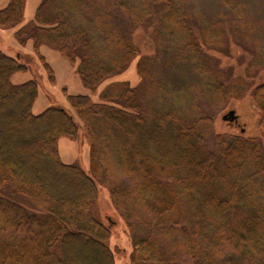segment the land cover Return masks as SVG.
Segmentation results:
<instances>
[{"label": "trees", "instance_id": "16d2710c", "mask_svg": "<svg viewBox=\"0 0 264 264\" xmlns=\"http://www.w3.org/2000/svg\"><path fill=\"white\" fill-rule=\"evenodd\" d=\"M188 1L112 2L134 26L158 10L155 41L171 50L164 76L98 0H41L28 20L29 0L0 9V28L22 48L32 42L50 83L56 73L43 45L91 93L64 89L70 108L52 103L34 113L37 78L12 81L31 61L12 53L16 45L12 55L0 49V264H117L114 215L125 222L130 264H264V81H223L205 49L214 46L207 22L200 39L192 18L200 13ZM221 2L244 12L241 2ZM128 70L138 83L122 76ZM247 94L258 134L248 133L250 122L217 131L202 101L224 107ZM64 137L86 140L87 168L63 160ZM102 187L113 208L107 224L93 213Z\"/></svg>", "mask_w": 264, "mask_h": 264}, {"label": "rangeland", "instance_id": "374dc122", "mask_svg": "<svg viewBox=\"0 0 264 264\" xmlns=\"http://www.w3.org/2000/svg\"><path fill=\"white\" fill-rule=\"evenodd\" d=\"M9 0H0V9L3 8ZM41 0H29L26 8V20L34 17L37 5ZM102 6L112 9L113 14L118 16L119 22L122 25L123 32L131 37L134 42L140 45L141 52L148 54L157 63V72L164 76L168 68L165 65L166 56L171 51L167 44H163L158 48L156 44L155 32L157 27V9H153V15L149 22L140 26H134L133 22L126 13L117 9L112 2L114 0H98ZM244 5V12L238 15L226 7L221 0H189V8L195 9L198 13L192 16L195 20L194 31L203 39L201 32L202 17L207 22L208 29L206 34L211 38L210 49L207 53L213 58L214 69L221 73V77L225 83L231 82L235 78H243L250 83H260L264 81V0H235ZM192 11V9H189ZM193 12V11H192ZM204 23V22H203ZM16 45L12 50L13 54L20 52L25 60L31 61L30 69L27 72H18L13 76L12 81L15 83L24 82L33 77L39 81V96L34 104L33 112H42L52 103H57L70 108L66 98L68 93L73 94H91L90 91L83 85L80 77L69 61L63 57L56 49L43 45L41 50L47 61L52 66L56 73V83L52 84L48 80L45 68L41 62L37 61L36 55L33 52L32 42L22 48L14 36V31L10 29L0 28V49L11 54L9 47ZM177 45L173 46L174 48ZM208 47V46H207ZM135 69V66H133ZM132 67V69H133ZM133 69V70H134ZM131 71V72H130ZM122 76L131 78V83L136 84L140 80L135 75L134 71L128 70ZM93 97H98L94 94ZM202 109L204 112L213 114L214 125L217 131H235L246 127L250 134H258L257 124V107L254 100L249 94L239 100H232L228 105L216 106L213 102L202 101ZM230 110H235L239 116L237 122H229L223 119V116ZM248 115V116H247ZM250 116V117H249ZM250 122V123H249ZM84 140V139H83ZM86 141V140H85ZM85 141H76L69 138H61L60 153L66 162L77 160L82 166L87 168L88 147ZM213 148V144L210 145ZM126 179V178H123ZM100 197L95 202L93 207L94 215L101 221L108 223L106 215L113 211L110 202V194L107 187H102ZM31 208L29 202H25ZM117 221V226L112 228V237L110 239V247L115 252V260L117 264H130L128 259L129 239L124 232L125 222L122 217L113 216ZM117 248L121 251L118 252ZM125 248L126 252L122 251Z\"/></svg>", "mask_w": 264, "mask_h": 264}, {"label": "water", "instance_id": "95a60500", "mask_svg": "<svg viewBox=\"0 0 264 264\" xmlns=\"http://www.w3.org/2000/svg\"><path fill=\"white\" fill-rule=\"evenodd\" d=\"M237 115H236V112H235V110H230V111H228V113H226L224 116H223V118L225 119V120H234V119H237Z\"/></svg>", "mask_w": 264, "mask_h": 264}]
</instances>
